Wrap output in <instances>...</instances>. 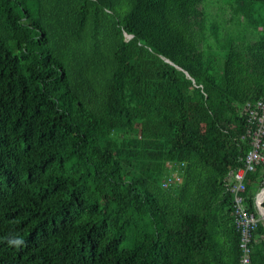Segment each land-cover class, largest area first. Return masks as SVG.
I'll list each match as a JSON object with an SVG mask.
<instances>
[{
	"label": "trees",
	"instance_id": "1",
	"mask_svg": "<svg viewBox=\"0 0 264 264\" xmlns=\"http://www.w3.org/2000/svg\"><path fill=\"white\" fill-rule=\"evenodd\" d=\"M223 1L258 39L218 58L207 0H0V264H240L225 183L264 98V0ZM263 188L261 165L251 264Z\"/></svg>",
	"mask_w": 264,
	"mask_h": 264
},
{
	"label": "built area",
	"instance_id": "2",
	"mask_svg": "<svg viewBox=\"0 0 264 264\" xmlns=\"http://www.w3.org/2000/svg\"><path fill=\"white\" fill-rule=\"evenodd\" d=\"M243 112L247 128L242 140L249 143L250 150L244 159L243 167L229 173L225 186L233 194L232 213L235 226L240 234V264H251L253 233L260 219L248 211L244 194L247 176L256 171L259 166L264 165V98L247 102L243 107ZM167 167L170 173L164 179L163 186L168 188L181 184L183 179L179 171L180 166L169 162Z\"/></svg>",
	"mask_w": 264,
	"mask_h": 264
},
{
	"label": "rangeland",
	"instance_id": "3",
	"mask_svg": "<svg viewBox=\"0 0 264 264\" xmlns=\"http://www.w3.org/2000/svg\"><path fill=\"white\" fill-rule=\"evenodd\" d=\"M226 5L228 3L223 0H207L204 5L207 14V34L204 48L218 58L225 53L227 45L232 40L255 41L258 39L257 32L251 29L243 18H235L232 9ZM222 21L225 24L221 25L223 28L220 29V35L217 37L216 23Z\"/></svg>",
	"mask_w": 264,
	"mask_h": 264
},
{
	"label": "water",
	"instance_id": "4",
	"mask_svg": "<svg viewBox=\"0 0 264 264\" xmlns=\"http://www.w3.org/2000/svg\"><path fill=\"white\" fill-rule=\"evenodd\" d=\"M128 37H132V36H128ZM167 61L169 62V60H167ZM257 209H258V213H259L260 217L264 221V188L257 195Z\"/></svg>",
	"mask_w": 264,
	"mask_h": 264
},
{
	"label": "clouds",
	"instance_id": "5",
	"mask_svg": "<svg viewBox=\"0 0 264 264\" xmlns=\"http://www.w3.org/2000/svg\"><path fill=\"white\" fill-rule=\"evenodd\" d=\"M15 243H22V241H20V240H17V241H15Z\"/></svg>",
	"mask_w": 264,
	"mask_h": 264
},
{
	"label": "bare ground",
	"instance_id": "6",
	"mask_svg": "<svg viewBox=\"0 0 264 264\" xmlns=\"http://www.w3.org/2000/svg\"><path fill=\"white\" fill-rule=\"evenodd\" d=\"M192 53V52H191ZM19 83V82H18ZM4 99V98H3Z\"/></svg>",
	"mask_w": 264,
	"mask_h": 264
}]
</instances>
